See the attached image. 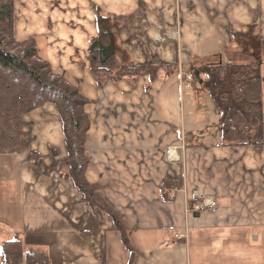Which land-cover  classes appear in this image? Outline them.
<instances>
[{"label": "crops", "instance_id": "obj_1", "mask_svg": "<svg viewBox=\"0 0 264 264\" xmlns=\"http://www.w3.org/2000/svg\"><path fill=\"white\" fill-rule=\"evenodd\" d=\"M13 5L14 38H35L40 57L88 101L85 175L121 219L132 264H264V142L220 146L213 100L201 82L183 94L179 77L195 58L231 46V33L250 24L259 26L264 41V0ZM97 12L110 19L120 64L174 71L165 76L161 70L153 81L141 75L98 82L88 48ZM19 120V152L0 155V246L20 236L25 247L44 248L50 264H108L109 253L112 264H127L130 254L113 220L90 209L60 175L67 152L56 107L46 102ZM31 153L40 155V166ZM165 180L178 183L166 200L160 194ZM200 198L216 206L186 213V204ZM185 231L188 240L178 239Z\"/></svg>", "mask_w": 264, "mask_h": 264}, {"label": "trees", "instance_id": "obj_2", "mask_svg": "<svg viewBox=\"0 0 264 264\" xmlns=\"http://www.w3.org/2000/svg\"><path fill=\"white\" fill-rule=\"evenodd\" d=\"M13 2L0 0V155L19 152L20 117L46 102L52 103L61 119L67 152L60 161V175L71 180L90 209L100 208L113 220L120 241L130 254L127 264H132L135 253L121 219L97 196L98 186L89 183L85 175L89 165L85 138L90 122L84 107L88 101L40 57L35 38L21 42L14 38ZM95 24L96 33L88 47L89 70L98 82L141 75L153 81L161 70L165 76L174 71L169 67L120 64V46L109 17L97 12ZM231 42V46L217 54L195 58L188 69L203 77L201 87L220 114V146L263 145L258 119L264 90V41L257 25L250 24L246 31L232 32ZM252 109L254 116L248 121ZM29 160L34 165L41 164L39 154L31 153ZM177 186V182L165 180L160 186L162 198L168 199V193ZM0 247L2 264H50L44 248L25 247L20 236L4 241Z\"/></svg>", "mask_w": 264, "mask_h": 264}, {"label": "built area", "instance_id": "obj_3", "mask_svg": "<svg viewBox=\"0 0 264 264\" xmlns=\"http://www.w3.org/2000/svg\"><path fill=\"white\" fill-rule=\"evenodd\" d=\"M179 77L181 78V90H192L193 83L195 82L194 74L192 72H179ZM216 206L215 201L200 198L197 200L191 201L189 204H186V213L189 212H200L201 210L212 209ZM187 241V232H181L178 234V239Z\"/></svg>", "mask_w": 264, "mask_h": 264}, {"label": "rangeland", "instance_id": "obj_4", "mask_svg": "<svg viewBox=\"0 0 264 264\" xmlns=\"http://www.w3.org/2000/svg\"><path fill=\"white\" fill-rule=\"evenodd\" d=\"M257 25V24H256ZM257 30L259 31V34H261L260 33V29H259V26L257 25ZM263 41V40H262ZM263 65L262 66H264V60H263ZM182 71H184V72H192L195 76H194V78H195V82L193 83V87H192V89L194 88V86H195V84L196 85H199V83L202 81V79H203V77L201 76V75H199L196 71L195 72H193V71H191V70H189L188 68H187V70L185 71V69H183ZM264 74V67H263V70H262V75ZM201 84V83H200ZM182 92H183V94H186L187 92H189L188 90H182ZM185 96L186 95H184L183 96V101L185 100L184 98H185ZM262 98H263V100H262V104H261V116H260V118L258 119V121H259V127H260V132H262L263 133V136H264V92H263V96H262ZM251 112H253V113H251V114H249V117H248V121L250 120V117H252V116H254V110L252 109L251 110ZM186 119H187V117H186ZM187 121V120H186ZM187 132H188V130H187ZM170 151V149H167L166 150V152L165 153H168ZM14 201H13V203H14V207L15 206H17V202H16V200L15 199H13ZM119 235V234H118ZM122 245H123V243H122ZM123 249H124V251L126 252V250H125V247H124V245H123ZM118 256H120V254L118 255ZM113 258H115V257H113L112 256V254H110L109 253V256H108V264H112V262H114V259Z\"/></svg>", "mask_w": 264, "mask_h": 264}, {"label": "bare ground", "instance_id": "obj_5", "mask_svg": "<svg viewBox=\"0 0 264 264\" xmlns=\"http://www.w3.org/2000/svg\"><path fill=\"white\" fill-rule=\"evenodd\" d=\"M176 153H174V151H171L170 153H168V157L171 158V159H175L176 157Z\"/></svg>", "mask_w": 264, "mask_h": 264}]
</instances>
